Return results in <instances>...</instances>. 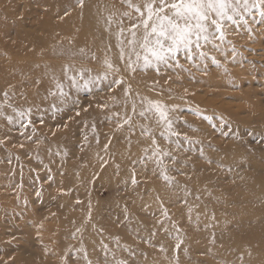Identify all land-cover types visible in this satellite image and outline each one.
Returning <instances> with one entry per match:
<instances>
[{"label": "rangeland", "instance_id": "1", "mask_svg": "<svg viewBox=\"0 0 264 264\" xmlns=\"http://www.w3.org/2000/svg\"><path fill=\"white\" fill-rule=\"evenodd\" d=\"M88 11L129 9L121 0H0V264H264V194L252 190L264 184V25L247 16L214 42L220 50L205 44L203 59L182 51V67L133 72L146 83L140 96L170 109L177 137L153 112L139 116L149 105L112 82L120 72L70 86L65 64L104 74V64L82 63L99 42L83 25ZM133 104L131 129L123 112ZM28 108L24 128L13 109ZM153 136L171 153L163 165L149 158Z\"/></svg>", "mask_w": 264, "mask_h": 264}, {"label": "snow or ice", "instance_id": "2", "mask_svg": "<svg viewBox=\"0 0 264 264\" xmlns=\"http://www.w3.org/2000/svg\"><path fill=\"white\" fill-rule=\"evenodd\" d=\"M78 3L83 5V0H78ZM121 3L125 4L129 11L120 13L115 20L119 26L116 33L119 48L118 59L124 62L126 69L130 72H135L137 67L145 69L149 67L158 69L159 65L182 67L177 60V54L182 51L189 61L195 55L203 59L208 55L202 50L205 44H212L214 48L220 50V44L214 42L217 40L223 42L228 28L232 25L239 26L241 22L248 25L247 16H252L256 23L264 25V0H121ZM125 19L129 21L127 26L124 25ZM112 23L113 17L109 16V26ZM246 30L251 38L252 29L249 27ZM80 52L83 54L84 49H80ZM235 55L233 48V56ZM92 58L95 59V56ZM170 61L175 63L172 64ZM212 62L219 65L215 57H212ZM103 64L105 68L102 76H91L90 69H74V66L70 64L63 66V74L71 87H79L81 80L84 81V87H88L89 84L99 79H107L109 74L115 75L120 72V68L113 63L110 57L106 56ZM85 73H89L87 79H85ZM112 82L116 85L124 84L123 78H115ZM56 88L61 96H67L62 83L57 82ZM130 89L131 85L124 89L126 96ZM148 105V108L138 113L139 116L144 117L145 112H153L158 117L156 123L162 124L168 133L178 137L180 133L172 129L173 119L169 117L170 109L158 101H148ZM13 111L16 112L21 127L27 128L31 124L30 108L21 111L13 109ZM132 111L136 112L135 104L132 105ZM131 119L132 117L128 116L124 124L131 126ZM205 119L211 120L210 117H205ZM25 120L27 123H23ZM8 121L12 123L13 117H8ZM145 134H150V130L145 129ZM160 135L167 139L165 132H161ZM223 135L227 136L228 133L224 132ZM188 139L185 137V141ZM177 143L179 144V141ZM152 144L154 150L149 158H155L157 165H163L161 157L171 156V153L159 148L155 136L152 137ZM105 147L107 148V145ZM201 155H203V150H201ZM172 160L175 161V157H172ZM166 173L167 167L164 166L161 175L165 181L170 182L171 178ZM132 182L136 183L135 174L132 176ZM161 211L165 217L168 216L166 209L162 208ZM180 243L176 245L177 248L180 247ZM85 259H87L86 252ZM88 264H91V261H88ZM119 264H124V262L121 261Z\"/></svg>", "mask_w": 264, "mask_h": 264}, {"label": "bare ground", "instance_id": "3", "mask_svg": "<svg viewBox=\"0 0 264 264\" xmlns=\"http://www.w3.org/2000/svg\"><path fill=\"white\" fill-rule=\"evenodd\" d=\"M90 11H88V13L83 18V25L84 26L92 25V26H94L95 29L98 30V33L95 34L97 36V39L95 38V40H97L99 42L92 44V49H91L95 55V58L97 57V52H98V54H100V52H101V54H103L105 57L106 56L110 57L112 59L113 63L120 68V73L124 76V82H125L124 86H123V90H122L123 93H124V89L128 85H131L130 92L134 93V95L137 98H140L142 101H145L147 103H148V101H157L159 99L157 96H153V95H149V94L146 95V93H145L146 96H140V92H143V91L148 92L147 90L143 89V87L146 85L145 80L141 83L138 77L135 78L136 73L128 71L125 67L124 62H122L118 59L119 48L117 47V36L115 34L116 33L115 30L112 27H111L112 28L111 29L110 26L107 24L108 18L102 17L100 15V13H96V12L90 13ZM120 13L121 12H117L115 14L113 20H116L119 17ZM68 32L71 33V31H69V30H68ZM87 40H88V38H87ZM44 43L47 45L48 41L45 40ZM53 48H55V47L51 45L47 49V51H51ZM102 48H104V50H102ZM90 58H92V57H90ZM93 60H94L93 58L90 61L82 60V63H84V65H86V62L89 65L93 64V63L94 64H100V63L103 64V61H104L103 59L102 60L97 59L96 61L93 62ZM148 87H151V85H147V88ZM136 97H135V99H137ZM132 100L134 101L133 97H132ZM123 114H124L125 118H127L128 116H131V117L135 116L134 112L132 110L124 111ZM129 127L131 129L134 128L132 124ZM148 128H149V130L153 131L150 127H148ZM144 147H146V146L144 145ZM97 149H100V148L96 147L95 150H97ZM135 152H137L139 155H141V153H143V149H141L139 147L138 150H136ZM261 186H263V187L254 186V188H252L253 191H256L255 197H257V195H259V194H264V184ZM197 191L202 192V190H198V189H197ZM200 204H202V202H200L199 205ZM263 212H264V209H263ZM200 213L201 214H207L203 207L200 208ZM257 260L264 263V253H262V251H258Z\"/></svg>", "mask_w": 264, "mask_h": 264}]
</instances>
